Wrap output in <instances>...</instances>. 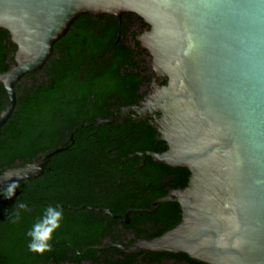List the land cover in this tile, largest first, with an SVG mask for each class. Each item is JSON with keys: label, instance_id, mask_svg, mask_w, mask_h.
Returning <instances> with one entry per match:
<instances>
[{"label": "water", "instance_id": "obj_1", "mask_svg": "<svg viewBox=\"0 0 264 264\" xmlns=\"http://www.w3.org/2000/svg\"><path fill=\"white\" fill-rule=\"evenodd\" d=\"M133 14L149 28L135 38L150 58V90L127 108L153 119L164 152L153 161L190 172L186 187L153 204L176 202L180 220L124 246L138 253L184 254L201 264H264V0H0V29L16 46L0 73L11 116L14 87L40 70L74 20ZM102 120L96 127L114 122ZM4 170L0 185L43 172L55 153Z\"/></svg>", "mask_w": 264, "mask_h": 264}, {"label": "trees", "instance_id": "obj_2", "mask_svg": "<svg viewBox=\"0 0 264 264\" xmlns=\"http://www.w3.org/2000/svg\"><path fill=\"white\" fill-rule=\"evenodd\" d=\"M134 25L145 27L142 20L133 14H123L120 18L111 15L95 17L91 14L79 16L66 35L53 45V54L44 66L32 74H26L14 87L15 108L0 129V172L29 163L58 147L70 148L53 155L48 164L52 167L51 171L45 172L35 182L32 194L34 207L29 204L30 211L21 212L20 222L12 223L11 214L17 203L28 205L31 201L28 195L31 184L27 180L21 182L15 192L18 194L11 199L0 196V264H61L73 261L67 255L69 249L64 248L60 240H55L64 230L69 234L74 229L76 235L87 236L82 243L69 241L77 249L101 244L98 238L105 228L99 220L93 225L89 215L77 217L75 221H71L68 215L63 218L61 227L50 241L51 250L43 255L28 251L29 238L26 236L45 208L38 198L49 195L54 199L53 195L42 191L45 186L43 181L49 178L51 187L58 189L63 185V172L83 173L89 170L90 164L84 159L93 157V139L101 141V154H106L108 147L113 149L114 161L118 166L121 158L127 154L143 151L160 153L167 149L166 143L157 138L156 130L149 124L135 128L112 125L96 129L93 126L94 121L110 118L119 107L139 100L133 92L139 82L140 70L132 49L124 45L127 42L125 36ZM15 51L16 46L8 32L0 29V73L14 64ZM148 69L145 66L144 71ZM7 106L8 96L0 83V113ZM64 156L67 158L63 160L61 157ZM145 162L148 172L145 181L138 186L139 189L130 190H159V187L166 185L172 189L186 187L190 175L187 169L170 168L149 156ZM137 163L139 159L132 158L125 169L130 171ZM68 178L67 175L65 179ZM163 194L164 191L153 194L151 199ZM162 205V211L168 209V216L162 218L167 222L156 236L180 220L181 211L176 202H164ZM108 251L124 258L103 259L111 261L110 264H134L140 255L157 262L174 258L186 264H201L184 254L138 253L126 256L117 248ZM94 256L95 249H91L75 262L92 260Z\"/></svg>", "mask_w": 264, "mask_h": 264}, {"label": "flooded vegetation", "instance_id": "obj_3", "mask_svg": "<svg viewBox=\"0 0 264 264\" xmlns=\"http://www.w3.org/2000/svg\"><path fill=\"white\" fill-rule=\"evenodd\" d=\"M148 28L149 27L146 24L145 27H139L138 25L131 26L125 36L127 42L124 45L132 49L134 60L137 62L140 70L138 75L139 82L137 83L136 91L133 92L135 96L139 97V100L135 103L119 107V110L114 112L110 118L94 121L93 126L96 129L112 125L135 128L143 124H149L153 129H155L151 125L153 119L148 118L146 114H137L133 111H126L127 108L138 105L146 93L150 90L151 78L153 76V71L149 62L150 58L147 56L145 51L140 50L139 45L135 40L136 37L147 31ZM145 66L149 67L146 72L144 71ZM111 111L114 110L111 109ZM109 119H115V121L100 127L95 126L97 122ZM70 140L71 144H73L74 141L72 140V137H70ZM59 148L62 149L60 151L62 152L70 147H58L57 149ZM101 151H103L101 141L93 139V157L88 156L84 159L85 162L90 164L88 168L89 170L83 173L63 172V185L58 189L51 187L49 178H47L46 181H43L45 186L42 191L54 196V199L49 197V195L38 198L39 200H42L41 204L44 207L48 205L55 206L59 203L64 210V219L68 215V218H70L71 221H75L77 217L81 218L83 215H89V221H91L93 225H95L99 220L100 225L105 228L98 238L101 242L100 245L84 246L82 250H80V248L77 249L76 246L72 245L69 241L82 243L86 241V235L78 236L76 235V231L74 229L71 230L69 234H67L65 230L64 233H60V238L55 240H60V243L65 246L64 248L69 249L67 255L74 259L73 261H67L61 264H110L111 261L108 262L103 259H124L122 256L108 251L110 248H115L109 247V245L118 244L127 246L128 243L138 239L155 237L167 222H165V219L162 220V218L166 215L168 216V209H164L162 211V202L158 203L157 206H153V204L159 199L165 197L170 191L176 189L169 188V185H166L163 188L159 187V190H130L131 188L139 189L138 186L145 181L146 174H148L145 160L149 155H145L144 157H141L140 155L152 151L127 154L121 158L119 166L117 163L115 164V152L113 149H109L108 147L106 154H101ZM43 156L31 162L38 161L42 159ZM52 157L53 155L44 164L43 172L41 174L27 179V181L31 184V190L28 191L31 201H29L28 206L30 204L34 207L35 202L32 194L35 190V182H38L37 179L45 172L51 171L52 167L48 164ZM61 158L64 160L67 157L64 156ZM132 158H138L139 163L134 164L132 169L128 171L125 169L126 163H128ZM2 172H0V174ZM67 175L69 178L65 179ZM163 191L164 194L162 196L153 200L151 199L153 194H160ZM17 194L18 193L15 195ZM67 235H69V238ZM117 240L122 244L118 243ZM91 249H95V256L92 260L81 259L79 262H75V260L79 257L83 258L87 255ZM134 264L186 263L174 258H166L157 262L153 261L150 257L144 258L143 255H140L137 257V261Z\"/></svg>", "mask_w": 264, "mask_h": 264}, {"label": "clouds", "instance_id": "obj_4", "mask_svg": "<svg viewBox=\"0 0 264 264\" xmlns=\"http://www.w3.org/2000/svg\"><path fill=\"white\" fill-rule=\"evenodd\" d=\"M12 176H7L6 179L10 180L6 186L0 185V196L5 199H11L16 192V189L20 187V178L16 177V180H11ZM30 211L29 207L25 203H17L12 211V223H18L22 219L21 212ZM64 217L63 207L57 203L55 206H46L42 214L36 219L32 226L26 232V236L29 238L27 243V249L29 252L43 255L45 252L51 250V243L53 234L61 227V221Z\"/></svg>", "mask_w": 264, "mask_h": 264}]
</instances>
